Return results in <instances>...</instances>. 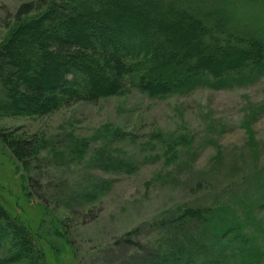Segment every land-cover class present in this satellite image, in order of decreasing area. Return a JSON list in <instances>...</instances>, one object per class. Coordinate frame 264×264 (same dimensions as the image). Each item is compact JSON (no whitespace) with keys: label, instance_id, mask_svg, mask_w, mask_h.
Returning a JSON list of instances; mask_svg holds the SVG:
<instances>
[{"label":"rangeland","instance_id":"obj_1","mask_svg":"<svg viewBox=\"0 0 264 264\" xmlns=\"http://www.w3.org/2000/svg\"><path fill=\"white\" fill-rule=\"evenodd\" d=\"M29 1L38 0H0V45L10 17ZM167 1L182 16L264 42V0ZM229 79L218 86L205 74L160 97L130 84L122 94L37 118L0 112L1 134L39 139L26 167L0 137V205L34 246L15 262L2 248L0 264H169L165 252H152L180 238L176 228L164 234L163 221L182 206L264 224V71L246 67ZM96 187L97 197L84 201L82 193ZM201 224L174 226L197 233ZM255 237L264 264V235ZM199 256L187 264H241L223 253Z\"/></svg>","mask_w":264,"mask_h":264},{"label":"trees","instance_id":"obj_2","mask_svg":"<svg viewBox=\"0 0 264 264\" xmlns=\"http://www.w3.org/2000/svg\"><path fill=\"white\" fill-rule=\"evenodd\" d=\"M10 18L13 25L0 45V112L7 116L43 117L75 103L122 94L130 84L160 97L188 89L205 74L225 86L246 67L264 71V42L231 36L195 15L182 16L171 1L38 0L20 4ZM15 136L0 133L27 167L39 139ZM99 189L82 193L84 201L94 200ZM212 213L209 207L182 206L178 216L163 221L164 234L166 226L176 228L180 238L159 244L152 253L165 252L169 264H187L210 252L260 264L255 235L263 237L264 224L224 221ZM186 220L204 224L197 233L174 226ZM244 228L251 229L246 233ZM2 248L11 262L34 253L32 235L0 205Z\"/></svg>","mask_w":264,"mask_h":264}]
</instances>
